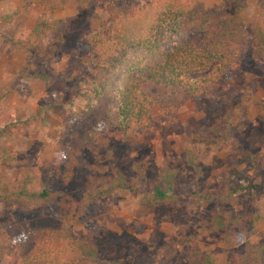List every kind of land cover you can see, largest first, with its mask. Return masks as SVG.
<instances>
[{"label":"rangeland","instance_id":"obj_1","mask_svg":"<svg viewBox=\"0 0 264 264\" xmlns=\"http://www.w3.org/2000/svg\"><path fill=\"white\" fill-rule=\"evenodd\" d=\"M150 1L101 0L91 6V11L102 20L108 17V6L137 15L136 7H145ZM172 1L190 5L194 0ZM202 1L208 6L220 2L232 11L238 0ZM254 1L244 0L241 12L251 27L255 22ZM18 4L19 0H0V15L10 13ZM47 6L51 7L50 18L74 19L68 49L51 57H41L34 49L22 53L13 40L21 29H29ZM87 14L76 0H27L10 22H0V113L13 110L15 127L12 134L0 138V244L29 238L34 226L57 228L61 223L51 205L36 198L40 206L26 209L17 196H37L45 190L56 200H76L84 189L85 177L91 174L126 176L127 186L92 198L78 222L71 225L75 238L90 232L96 244L93 255L78 264H186L192 251H210L218 257L225 253L230 259L244 242L261 243L264 188L222 204L206 198L222 175L230 183L250 180L260 184L264 180L262 37L250 31L237 65L227 71L217 95L185 99L176 110L151 106L149 126L140 130L132 143L122 141L116 130L98 129V154L94 155L77 148L69 133L83 123L77 116L81 106L78 93L88 86L95 57L88 50L86 35L96 26L86 21ZM190 34L198 36L194 31ZM36 72L49 75L50 85L45 84V78L34 77ZM218 114L223 116L215 122ZM59 139L69 148L66 158L72 174L68 180L63 178L58 160L36 163L38 146L52 147ZM161 172L169 186L167 194L175 196L176 202L153 197L150 184L156 181L161 185L157 179ZM217 210L226 211L229 217L258 214L259 219L247 221L244 235L223 247L209 230L213 216L217 225L226 217ZM254 264H264V259Z\"/></svg>","mask_w":264,"mask_h":264},{"label":"trees","instance_id":"obj_2","mask_svg":"<svg viewBox=\"0 0 264 264\" xmlns=\"http://www.w3.org/2000/svg\"><path fill=\"white\" fill-rule=\"evenodd\" d=\"M100 1L76 0L77 6L88 13L86 21L91 20L96 26L86 35L88 50L95 57L91 62L88 86L78 93L81 106L77 116L83 123L69 132L77 148L94 155L98 154L95 140L98 129L116 130L122 141L132 143L136 134L149 126L151 106L162 111L176 110L185 99L217 95L224 86L225 74L237 65L250 31L260 35L264 42V0L254 1L252 27L249 18L241 14L244 0L235 1L232 11L226 10L220 2L208 6L202 0H194L190 5L172 0H151L145 7H136L137 15L117 12V8L108 6L106 20L91 11V6ZM26 5L27 0H19L10 13L0 15V22H10ZM50 10L47 6L29 29L20 30L13 40L19 51L28 54L34 49L41 57H51L55 52L68 49L74 19L50 18ZM192 31L198 36L191 35ZM33 76L45 78L46 85L51 83L47 74L36 72ZM55 95L59 104L61 94L58 91ZM239 113L237 110L236 114ZM222 116L218 114L215 122ZM12 120L13 110L0 113V138L15 131ZM38 147L36 163L58 160L63 167L62 176L68 180L72 174L66 158L69 148L62 140H57L52 147L47 144ZM54 155L58 159L54 160ZM162 172L157 178L161 185L156 181L150 184L153 197L165 203L176 202L175 196L167 194L169 186ZM124 179L127 177L88 175L76 200H56L48 197L45 190L37 196H17L21 207L26 209L40 206L36 198L44 205H51L61 223L57 228L34 226L29 238L8 239L0 244V261H5L4 264H78L86 256L93 255L96 244L92 233L75 238L71 225L78 222L92 198L114 188L123 190L127 186ZM261 188H264V180L260 184L250 180L230 183L226 175H222L214 192L206 199L222 204L232 197L248 196ZM218 210V214L226 217L217 225L213 216L209 230L216 234V242L223 247H229L238 235H244L247 221L259 219L258 214L229 217L226 211ZM257 259H264V238L259 244L244 242L240 252L230 259L225 253L218 257L210 251H192L186 257V264H254Z\"/></svg>","mask_w":264,"mask_h":264}]
</instances>
